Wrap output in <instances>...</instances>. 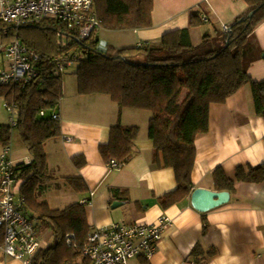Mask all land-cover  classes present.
Here are the masks:
<instances>
[{
  "label": "trees",
  "instance_id": "trees-1",
  "mask_svg": "<svg viewBox=\"0 0 264 264\" xmlns=\"http://www.w3.org/2000/svg\"><path fill=\"white\" fill-rule=\"evenodd\" d=\"M92 1L101 29L123 31L151 26L153 0ZM245 1L247 11L224 32L223 44L218 48L210 46L207 35L194 46L188 29L175 30L163 35L152 49L147 47V60L141 64L119 57L113 47L101 44L94 36L80 41L76 31L52 20L19 27L0 21V44L19 40L41 55L35 64L37 77L24 88L0 87V98L15 104L19 112L15 131L8 124L0 123V147H9L15 133L32 156L30 163L16 165L17 182H21L18 194L26 214L37 221L39 230L49 229L53 237L50 246L36 253L32 264H89L82 256L91 232L84 205L74 203L62 210H51L35 199L40 186L51 179L47 175L44 144L60 135L59 120L48 114L58 107L62 96L61 73L55 72L52 57L66 53L79 55L74 67L79 95H105L119 109L150 113L148 137L153 145V163L157 168L171 169L176 183L172 192L158 199L166 209L194 191L191 181L196 154L194 142L208 132L210 105L224 104L248 85L253 111L264 119V81L255 82L247 74L248 37L264 21V0ZM252 11L254 15L248 19ZM196 18L191 15L189 27L202 24ZM41 110L45 112L44 117L39 116ZM137 135L135 126H112L107 144L98 147L103 161L125 164L133 154ZM72 162L80 168L85 160L75 157ZM234 180L263 183L264 164L236 168ZM66 182L76 193L86 191L80 177H68ZM213 183L219 193L234 191V181L221 169L213 172ZM67 236L71 237L67 239Z\"/></svg>",
  "mask_w": 264,
  "mask_h": 264
},
{
  "label": "crops",
  "instance_id": "crops-1",
  "mask_svg": "<svg viewBox=\"0 0 264 264\" xmlns=\"http://www.w3.org/2000/svg\"><path fill=\"white\" fill-rule=\"evenodd\" d=\"M247 8L245 0H153L149 28L109 31L116 34L117 42L103 43L113 47L119 57L140 59V53H135L138 44L143 45L141 51L152 49L166 33L188 29L192 45H199L207 35L210 46L216 49L223 44L222 28L229 27ZM192 14L201 25L189 27ZM97 36L98 31L94 39L100 41ZM248 42L247 74L255 82L264 81V21L253 29ZM56 109L60 135L44 144L46 170L51 179L37 190L38 203L62 210L88 200L84 209L91 230L114 223L153 222L159 215L170 218L172 226L164 232L154 256L148 261L137 259L134 264H264V182L234 180L236 168L264 164V119L253 111L248 85L224 104L210 105L208 132L194 142V190L219 193L213 183L216 169L234 181L233 193L207 211L196 209L191 195L166 209L160 206L158 199L172 192L176 183L171 169L157 168L153 163L148 132L139 129L133 154L125 164L109 168L101 158L98 147L107 144L110 128L116 124L134 126L143 118L148 126L147 111L119 109L108 96H81L77 88L65 92L64 87ZM0 123L4 124L1 120ZM13 138L8 157L16 164L31 162L28 152L22 157L11 153L15 148L26 149L20 139L16 142ZM4 150L0 147V154ZM75 157L85 160L80 168L72 162ZM68 177H80L86 191H73L66 182ZM40 231L38 228V237ZM50 238L40 249L52 244L51 232ZM0 264L22 263L5 257L0 249Z\"/></svg>",
  "mask_w": 264,
  "mask_h": 264
},
{
  "label": "built area",
  "instance_id": "built-area-1",
  "mask_svg": "<svg viewBox=\"0 0 264 264\" xmlns=\"http://www.w3.org/2000/svg\"><path fill=\"white\" fill-rule=\"evenodd\" d=\"M45 20L76 31L80 41L91 39L100 29L92 0H0V21L3 23L19 27ZM222 29L228 31L227 26ZM137 48L142 49L143 45L138 44ZM79 58L77 53L54 55L55 72L74 68ZM39 60L41 55L29 50L19 40L0 44V87L24 88L37 77L35 64ZM3 108L8 114V125L15 131L19 118L16 105L3 100ZM39 116L44 117L45 112L39 111ZM51 118L59 120L55 112ZM8 151L9 147H6L0 154V249L7 258L32 264L41 248L37 221L26 214L23 199L15 192L17 164L8 157ZM108 166L116 168L120 165L111 160ZM81 204L86 206L89 201L83 200ZM171 226L170 218L159 215L153 222L114 223L94 228L83 246L82 256L89 264H129L136 259L148 261L156 253L164 232Z\"/></svg>",
  "mask_w": 264,
  "mask_h": 264
},
{
  "label": "rangeland",
  "instance_id": "rangeland-1",
  "mask_svg": "<svg viewBox=\"0 0 264 264\" xmlns=\"http://www.w3.org/2000/svg\"><path fill=\"white\" fill-rule=\"evenodd\" d=\"M116 34H114L113 32H109L107 30H104V29H100L98 30V36L97 38L100 39L101 42H117V39H116ZM96 38V36H95ZM222 37H220L221 39ZM63 43L65 44L66 42V39L63 38ZM118 44V43H116ZM135 53L139 54L140 53V59H137V58H132L129 56L126 57L127 61L130 62V63H133V64H141V63H144L146 62L147 60V55H144L146 54V50H140L138 48L135 49ZM138 57V58H139ZM123 58V57H121ZM61 79H62V87H64V90L65 92L67 91H70V90H73V89H76L77 88V79H76V76L74 75V68H70V69H67L65 70L64 72L61 73ZM54 112H57V109H55L54 111L52 112H48V114H52ZM147 115H148V118H150V113L147 112ZM145 118H147V116H144ZM0 120L1 122H4V124H8V114L6 113L5 109L3 108V99L0 98ZM149 120V119H148ZM135 124L137 125H134L135 127L138 128V132H139V129H141V131H143L144 133L148 132V126H147V121L146 119L143 118V121H139V122H135ZM17 135L14 133L13 134V139L14 141L18 142L19 139L16 137ZM15 146L18 147V145L15 143ZM13 149V148H12ZM27 150L26 149H22V148H15V150L11 151L12 154H14L15 156L17 157H22L26 154ZM22 162H25V161H22ZM21 185V182L18 181L16 183V187H15V191L17 192L18 188L20 187ZM61 186V184H59ZM39 240L41 242V247L44 248L46 243L49 242V240H51L50 238V232L48 229H43L40 231L39 233ZM137 260V259H136ZM129 264H134V261H130Z\"/></svg>",
  "mask_w": 264,
  "mask_h": 264
},
{
  "label": "water",
  "instance_id": "water-1",
  "mask_svg": "<svg viewBox=\"0 0 264 264\" xmlns=\"http://www.w3.org/2000/svg\"><path fill=\"white\" fill-rule=\"evenodd\" d=\"M255 11L248 14L247 18L251 19ZM101 44H104L101 42ZM264 57V55H263ZM227 193H211L203 189H195L191 194V200L194 207L200 211H207L213 207L222 204L227 198Z\"/></svg>",
  "mask_w": 264,
  "mask_h": 264
}]
</instances>
